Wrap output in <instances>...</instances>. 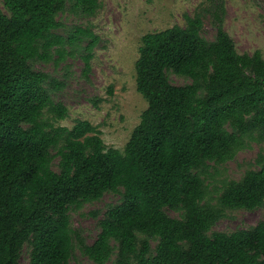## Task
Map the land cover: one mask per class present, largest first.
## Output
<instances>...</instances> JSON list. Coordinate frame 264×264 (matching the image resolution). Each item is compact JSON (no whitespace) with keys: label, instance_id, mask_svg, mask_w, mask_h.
<instances>
[{"label":"trees","instance_id":"16d2710c","mask_svg":"<svg viewBox=\"0 0 264 264\" xmlns=\"http://www.w3.org/2000/svg\"><path fill=\"white\" fill-rule=\"evenodd\" d=\"M221 5L211 12L212 40L202 36L198 12L186 14L184 26L141 37L135 81L147 107L121 151L107 147L87 121L56 125L67 115L53 99L63 83L34 68L78 54L88 73L98 36L88 26L68 28L58 15L88 18L98 0H3L0 264H20L25 244L28 264H67L70 209L106 192L121 199L105 211L96 239L86 244L75 236L97 264L115 249L114 264H264V219L211 231L224 209L264 207L262 154L257 168L223 183L215 203L206 182L210 163H225L264 138V58L259 50L237 52ZM169 73L189 82L174 85Z\"/></svg>","mask_w":264,"mask_h":264},{"label":"rangeland","instance_id":"374dc122","mask_svg":"<svg viewBox=\"0 0 264 264\" xmlns=\"http://www.w3.org/2000/svg\"><path fill=\"white\" fill-rule=\"evenodd\" d=\"M94 15L77 17L64 11L58 18L70 28L88 26L98 36L90 59V68L84 73L80 55L67 56L57 66L36 62L34 68L51 74L63 85L53 94L54 101L67 108L65 118L56 125L71 128L77 121H87L94 126L107 147L123 150L134 127L139 123L147 102L136 89L135 61L139 55L141 37L149 32L163 30L173 25H185L184 16L201 13L204 17L202 36L212 40L215 28L211 12L223 6L222 24L235 43L238 53L259 50L264 58V0H98ZM0 8L3 0H0ZM63 31H61L62 33ZM174 85L189 79L169 73ZM264 156V138L252 140L233 159L218 165L210 163L206 182L213 203L224 182L240 179L246 170L258 167L256 160ZM56 168V167H55ZM119 193L106 192L99 200L85 202L70 209V225L74 231V249L67 264H97L82 253L75 236L91 244L100 232L99 222L109 206L118 204ZM178 217V213L166 208ZM264 219V207L253 210L224 209L211 231L231 232L250 228ZM155 245V241L150 240ZM116 246V243H114ZM30 246L25 244L20 264H28ZM115 253L104 264H114Z\"/></svg>","mask_w":264,"mask_h":264}]
</instances>
